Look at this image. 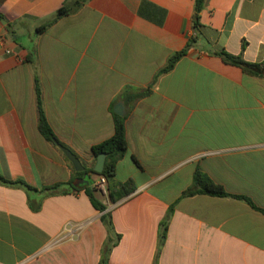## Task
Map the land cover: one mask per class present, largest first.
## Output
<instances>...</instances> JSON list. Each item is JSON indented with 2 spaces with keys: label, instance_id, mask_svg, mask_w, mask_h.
Listing matches in <instances>:
<instances>
[{
  "label": "crops",
  "instance_id": "0c3cea01",
  "mask_svg": "<svg viewBox=\"0 0 264 264\" xmlns=\"http://www.w3.org/2000/svg\"><path fill=\"white\" fill-rule=\"evenodd\" d=\"M67 1L0 0V177L39 191L83 178L39 131L38 82L49 125L85 168L124 104L128 151L113 182L135 190L114 203L90 174L101 212L87 185L28 195L0 183V264H101L106 213L120 235L107 264H264V76L214 55L264 64V0H206L197 31L194 0H88L39 33ZM197 172L260 211L234 197H182Z\"/></svg>",
  "mask_w": 264,
  "mask_h": 264
},
{
  "label": "trees",
  "instance_id": "16d2710c",
  "mask_svg": "<svg viewBox=\"0 0 264 264\" xmlns=\"http://www.w3.org/2000/svg\"><path fill=\"white\" fill-rule=\"evenodd\" d=\"M87 1L88 0H68L57 11V13L52 18V20L48 22L45 26L39 29V33H42L44 30H46L47 27L53 25L60 19L77 12L80 8H82L87 3ZM205 2L206 0H194L193 24H194V29L196 31L199 30L201 27L200 15L204 9ZM2 18L3 16L0 14V20ZM195 42H196V39L191 38L184 50L171 56L168 61L167 66L161 71V74L170 72L175 67L177 62L188 53L189 49L193 47ZM214 55L220 57L226 64L242 69V71L246 74H250L256 77L264 76V64L261 65V64L249 63V62L244 61L242 57L234 56L227 52H218V53H215ZM138 97L140 96H137L135 99H137ZM37 101H38V110H39V131L40 133L47 141L53 144H56V145H62L58 141L56 135L54 134L46 118L43 105H42V101H41V91H40L38 82H37ZM114 125H115L114 136L110 138L109 140H106L102 142L101 144L94 146L92 148V152H93L95 160H97L99 155L103 153L107 154L105 170L99 176L105 178L106 181L109 183V186H108L109 196L112 199V201L115 203L118 200L122 199L123 197L128 196L129 194L133 193L135 190V187L133 186V183L131 181L126 184H114L113 182V179L115 178V175H116L117 163L122 157L126 155L128 151V143L126 140V130H125V118H122L118 115H114ZM90 174H95L93 168H86L84 172L76 173V176L83 177L84 179L90 180V185L85 187L84 189L87 195L89 196L94 208H96V210L98 211L105 212L106 207L95 196V193L98 189L92 187L93 182H91V179L88 178ZM0 183L7 185V186H16V187L22 188L27 192L28 195L32 193H39V192L46 193L47 195H57V194L65 195L72 191L78 190V188L73 187L72 185L73 183H70L68 185L58 184L52 187L44 188L41 191L30 186L28 183H26L23 180L13 181V180H6L0 177ZM196 195H210V196H216V197H234L240 200H245L252 206L253 209L260 211L252 203L250 199L243 197V196H234V195L228 194L223 188V186L215 183L207 175H204L200 172H197L194 176L193 187L189 189L188 191H186L182 197H192ZM40 206H41V201L38 203V205H31V208L34 211H39ZM175 206L176 204H173L170 207L166 218L161 223L160 250L166 241L168 228L170 225L172 215L174 214V211H175ZM102 222L104 223V225L106 226L108 230L109 237H108V242L104 246V252L102 255L101 264H107V260L105 256H107V254L110 253L111 249L116 245V242L120 239V235L115 234L113 223H112V217L110 213H106L103 215Z\"/></svg>",
  "mask_w": 264,
  "mask_h": 264
},
{
  "label": "water",
  "instance_id": "95a60500",
  "mask_svg": "<svg viewBox=\"0 0 264 264\" xmlns=\"http://www.w3.org/2000/svg\"><path fill=\"white\" fill-rule=\"evenodd\" d=\"M123 108H124V104L120 103L115 109V113L120 117L124 116V114L122 113ZM57 146L62 150V152L65 154L68 160L72 163L77 173H81L85 171L86 168L84 167L80 159L70 149L62 145H57ZM106 160H107V154L103 153L98 156L96 165L94 167V172L96 175H100L104 172ZM83 185H87V186L90 185V180L88 181V179L82 178V179H78V181L74 184L75 187H80Z\"/></svg>",
  "mask_w": 264,
  "mask_h": 264
},
{
  "label": "built area",
  "instance_id": "2783aa9c",
  "mask_svg": "<svg viewBox=\"0 0 264 264\" xmlns=\"http://www.w3.org/2000/svg\"><path fill=\"white\" fill-rule=\"evenodd\" d=\"M5 48V39L3 34L0 32V49ZM6 54H11V52L9 50L5 51ZM106 185H107V181L105 178L101 177L99 183L97 184V188L103 192H106Z\"/></svg>",
  "mask_w": 264,
  "mask_h": 264
}]
</instances>
